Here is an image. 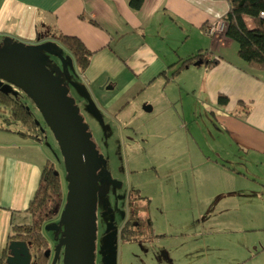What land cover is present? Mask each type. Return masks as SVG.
<instances>
[{
    "label": "crops",
    "instance_id": "crops-1",
    "mask_svg": "<svg viewBox=\"0 0 264 264\" xmlns=\"http://www.w3.org/2000/svg\"><path fill=\"white\" fill-rule=\"evenodd\" d=\"M228 11L226 0H144L140 9H134L130 0H0V47L11 39L35 45L48 39L61 44L54 38L59 33L79 37L93 51L85 72L79 71L73 57L83 88L98 109L102 106L117 116L145 91H162L163 109H176L170 115L172 123L176 122L174 130L159 132V155L165 160L155 168L156 183L151 181L158 184V199L165 202L158 206L151 194L138 209L150 221L152 208L167 216L170 210L174 215L181 210L180 215L198 212L204 222L216 213L240 212L245 197L257 198L258 210L264 211L260 179L238 170L239 166H252L253 160L259 168L264 163V70L249 67L238 55L235 41L226 35L212 36L205 29L209 21L226 16ZM200 50L210 53V59L219 58V64L195 63L173 75L182 59ZM48 66L52 69L54 63L48 60ZM186 98L196 113L200 104L206 113L207 107L218 111L216 122L208 128H194L192 117L191 127H180L177 107ZM170 146L177 154L171 160L176 170L172 175L166 170L167 175H160L158 169L169 164ZM30 148L15 141L0 144V261L11 242L13 227L30 221L27 209L43 168L36 156L21 153ZM171 180L174 188L183 189L189 198L170 197V190L162 187ZM245 180H253L252 190L244 188ZM236 183L242 185L240 190ZM151 223L159 237L141 242L152 247L158 258L166 254L170 259L166 244L188 243L189 250L182 252L184 257L177 264H210L206 260L213 250L202 240L210 233L221 237L249 231L244 221L210 227L169 220L162 229L153 218ZM253 226L264 230V224ZM257 243L261 247L258 256L264 259V240L258 238Z\"/></svg>",
    "mask_w": 264,
    "mask_h": 264
},
{
    "label": "rangeland",
    "instance_id": "rangeland-1",
    "mask_svg": "<svg viewBox=\"0 0 264 264\" xmlns=\"http://www.w3.org/2000/svg\"><path fill=\"white\" fill-rule=\"evenodd\" d=\"M42 44H44V48L39 49V52L47 55L48 59L54 63L52 67L54 74L62 78L63 84L69 89L70 95L80 108L81 115L89 125L92 138L99 151L101 166L106 168L112 178L119 183H112L101 178L98 180L96 264L179 263L184 257L182 252L189 250L188 243L177 240L178 242L175 244H166L165 247L169 250L170 259H167L166 254L161 259L162 255L158 258L153 248L148 247L143 242L123 240L122 231V227L128 221V218L132 217L133 212L136 211L140 204L139 202L135 204L136 199L132 200V205L130 204L131 197L135 196V194H132L135 190H139L141 194L149 199L152 194L156 198L155 202L158 206L165 202L163 199H158L161 189L158 184H155V179H157L155 168L158 167L160 161L164 162L165 160L162 155H159V149L162 151L160 143L162 136L159 132H165L166 134L174 130L176 122L172 123L170 115L172 117V111H176V109L170 108L171 111L163 109L165 94L160 90L150 89L142 93L135 102L128 105L122 113H117L118 116L108 113L100 106L103 113L92 103L90 96H88V99L84 95L87 92L83 86H86L77 74L72 54L63 45L53 40H45ZM5 45L6 41L1 45L0 50L4 49ZM64 49L67 52H64ZM0 81L3 82L2 88L8 91L11 98L27 105L44 134V137L41 138L42 140L22 135L21 131H26L27 128L20 122H15L10 116L9 108H5L0 103V144L15 141L24 147L33 148H30V150L25 149V151L21 150V153L34 155L33 157L36 156V159L43 166L48 161H51L60 176L63 191L60 211L56 217L45 222L41 228L47 237L49 250L52 253L50 264H52L56 249L60 247L61 252L56 264H65L61 241L65 234L63 217L66 212L67 198L70 191V178L65 156L53 128L47 123V119L37 107L36 102L27 97L22 88L11 83L7 78L0 77ZM148 106H151L152 109H146ZM177 108L181 115L180 127H191L189 123L192 117V127L194 128H208L216 122V113L218 111L207 107L206 113L202 104H200L196 113L195 107L188 102L187 98L185 102L180 101ZM110 112L112 113L113 109ZM171 142H173L172 137ZM171 150L172 147L168 152L169 160L167 162L169 164L158 169V174L160 175H172L176 170L173 168L171 160L172 156L175 157L177 154L172 153ZM16 153L20 154V151ZM165 170L167 174H165ZM238 170L250 176L251 179H260L259 183H257L264 187V163L259 168L256 167L253 160L252 166H239ZM241 186V184L236 183V188H238L236 190H240ZM254 186L253 180H245V189L252 190ZM163 188L170 190V197L181 196L189 198L186 191L174 188V180L165 182ZM257 189H260V187ZM258 208L259 202L257 198L254 196L245 197L240 212L237 209H233L223 215L216 213L204 222L199 220L201 216L198 212L180 215L182 214L181 210L180 213L174 215V210H170L167 216L165 212L162 213V210L155 209L153 212L152 208H150L149 211L151 221L153 218L155 224L161 229L164 228L169 220L196 226L205 224L210 227H219L230 221L236 223L244 221L246 224L245 228L249 230L245 233L230 232L221 237H218L215 233H210L202 239L213 250V255L211 257L209 255L206 262H210V264H238L241 261V264H263L264 259L258 256V250L261 247L258 245L257 239L262 238L264 240V230L258 231L253 226V224L261 226L264 224V211L258 210ZM143 213L144 211H141V215ZM182 244H185V246H182ZM176 245L178 246L173 249ZM173 256H177L176 260H173ZM31 264H34V261Z\"/></svg>",
    "mask_w": 264,
    "mask_h": 264
},
{
    "label": "water",
    "instance_id": "water-1",
    "mask_svg": "<svg viewBox=\"0 0 264 264\" xmlns=\"http://www.w3.org/2000/svg\"><path fill=\"white\" fill-rule=\"evenodd\" d=\"M41 48H44L42 43L28 45L12 39L7 41L5 48L0 50V77L22 88L36 102L65 156L70 178L63 217L65 234L61 241L65 264H96L98 180L119 183L108 170L101 169L99 151L89 125L62 78L48 66L47 55L39 52ZM2 85L0 81V87ZM84 95L88 98L87 93ZM60 252L61 247L56 249L52 264L57 263ZM50 255L51 251L47 250L46 256ZM32 259L33 254L25 241L16 239L9 243L7 264H31Z\"/></svg>",
    "mask_w": 264,
    "mask_h": 264
},
{
    "label": "trees",
    "instance_id": "trees-1",
    "mask_svg": "<svg viewBox=\"0 0 264 264\" xmlns=\"http://www.w3.org/2000/svg\"><path fill=\"white\" fill-rule=\"evenodd\" d=\"M226 1L229 4V11L224 16L226 26L223 35L238 44V55L249 67L260 71L264 70V15H262L264 13V0ZM143 3L144 0H130V5L134 9H140ZM54 38L72 53L80 72H85L89 68L93 51L88 48L83 40L65 33L55 34ZM199 60L210 67L218 65L220 62L219 58L210 59V53L200 50L195 55L182 59L173 75L176 76L184 68L197 63ZM26 96L29 97L27 94ZM221 100L225 102L226 98L221 97ZM0 103L5 108H9L10 116L15 122H20L27 128L26 131H21L22 135L31 136L38 140L44 137L40 125L37 124L27 105L11 98L8 91L2 87L0 88ZM132 194L135 196L130 199L131 205L133 199H136V204L146 198L139 190H135ZM62 201L63 191L60 176L55 170L54 164L48 161L42 168L39 186L27 209L30 221L15 225L9 237L11 241L18 239L27 243L33 254L32 261L34 264L51 263V257L46 256V251L49 250V242L41 227L45 222L58 215ZM122 231L123 240L132 242H151L159 237L153 232L149 218L143 217L138 208L133 212L132 217L128 218L122 227ZM7 253L8 248L4 252L0 264L6 260Z\"/></svg>",
    "mask_w": 264,
    "mask_h": 264
},
{
    "label": "built area",
    "instance_id": "built-area-1",
    "mask_svg": "<svg viewBox=\"0 0 264 264\" xmlns=\"http://www.w3.org/2000/svg\"><path fill=\"white\" fill-rule=\"evenodd\" d=\"M264 15V13H262ZM226 21L224 17H218L206 24V31L212 36L223 35L225 32Z\"/></svg>",
    "mask_w": 264,
    "mask_h": 264
},
{
    "label": "flooded vegetation",
    "instance_id": "flooded-vegetation-1",
    "mask_svg": "<svg viewBox=\"0 0 264 264\" xmlns=\"http://www.w3.org/2000/svg\"><path fill=\"white\" fill-rule=\"evenodd\" d=\"M101 169H106V168H104V167H101ZM107 170V169H106ZM64 247V246H63ZM49 257H51L52 258V253H51V255L49 256Z\"/></svg>",
    "mask_w": 264,
    "mask_h": 264
}]
</instances>
